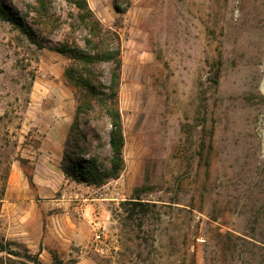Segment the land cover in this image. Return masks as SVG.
Returning <instances> with one entry per match:
<instances>
[{
    "label": "rangeland",
    "instance_id": "rangeland-1",
    "mask_svg": "<svg viewBox=\"0 0 264 264\" xmlns=\"http://www.w3.org/2000/svg\"><path fill=\"white\" fill-rule=\"evenodd\" d=\"M36 1L0 0L43 45L0 17V264H264V0H87L122 44L125 166L102 187L61 169L74 9L39 27Z\"/></svg>",
    "mask_w": 264,
    "mask_h": 264
},
{
    "label": "trees",
    "instance_id": "trees-1",
    "mask_svg": "<svg viewBox=\"0 0 264 264\" xmlns=\"http://www.w3.org/2000/svg\"><path fill=\"white\" fill-rule=\"evenodd\" d=\"M74 12L67 15L69 31L56 52L69 59L64 78L76 90L75 118L69 128L61 169L67 178L97 187L119 179L124 170L125 137L119 109L122 44L117 32L105 28L87 0H63ZM52 0H37L33 22L49 24ZM119 13L125 8L116 6ZM0 17L16 25L35 45L38 35L18 15L0 3ZM81 36V39L76 37ZM105 134L108 139H105ZM2 198H0L1 204ZM138 206H142V203ZM5 246L0 242V253Z\"/></svg>",
    "mask_w": 264,
    "mask_h": 264
}]
</instances>
